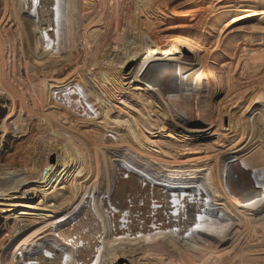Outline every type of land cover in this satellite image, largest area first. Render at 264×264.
<instances>
[{
  "label": "bare ground",
  "instance_id": "1",
  "mask_svg": "<svg viewBox=\"0 0 264 264\" xmlns=\"http://www.w3.org/2000/svg\"><path fill=\"white\" fill-rule=\"evenodd\" d=\"M123 1L128 13L111 24L110 18L121 8L118 1L107 0L104 23L110 31L95 59L102 65L100 82L116 80L106 68L115 66L116 73L129 78L130 87L144 91L136 100L144 113L131 115L114 109L104 93L79 88L60 91L57 86L62 82L39 83L41 110L53 105L61 115L54 120L53 114L43 115L48 139L41 146L46 153L31 167L21 168L23 180H16L13 172L9 178H0L2 210L22 206L35 214L33 218H14L0 238V264H119L123 260L130 264H248L261 258L264 0H217L212 4L205 0L198 12L199 23L179 32L186 26L183 24L171 33L164 32L170 31L169 20L176 18L161 6L166 4L172 11L173 3L182 0ZM90 2L49 0L44 27L38 8L41 0H4V18L0 20L1 97L13 95L1 81L2 48L22 24L27 32L25 48L32 59L43 60L42 65L47 62L52 67L71 59L79 46L85 53L97 52L102 32H80V14ZM240 3L249 10H241ZM225 55L232 61L227 70L217 71L214 60ZM241 65L246 71L243 80V76L233 75ZM117 82L123 84L122 79ZM223 114L228 116L229 131L235 133L238 146L255 145L258 160L252 156L246 162L241 157L235 164L222 165L229 158L214 153L212 146L206 147L202 157L190 155L191 145L184 138L200 136L205 132L204 123L221 127ZM68 117L75 122L93 117L87 122L95 123L96 131L88 136L90 132H80L74 122L75 128L65 129L61 121ZM8 124L3 120V134ZM23 124L18 120L9 125L22 132ZM165 131L166 138L175 139V143L154 141L150 134L158 132L163 138ZM55 139L58 143L53 146ZM117 147L124 150H113ZM52 151L53 165L48 160ZM211 159L213 164L208 166ZM184 163L195 165L194 169L202 164L208 168L205 172L174 171ZM261 168L259 173L246 172ZM92 172L93 182L83 189L78 182ZM31 195L39 199L35 210L25 202ZM153 199L161 209L151 208ZM153 213L156 218H145ZM185 218L191 220L188 225ZM171 220H177L178 232L172 230L174 224L168 227L163 222ZM231 237L245 242H232L233 254L226 260L227 254H219L218 247Z\"/></svg>",
  "mask_w": 264,
  "mask_h": 264
},
{
  "label": "rangeland",
  "instance_id": "2",
  "mask_svg": "<svg viewBox=\"0 0 264 264\" xmlns=\"http://www.w3.org/2000/svg\"><path fill=\"white\" fill-rule=\"evenodd\" d=\"M41 1L42 3L38 6V8L40 9L42 15L41 19L45 20L43 26L46 27L45 22L48 18L44 17V14L46 15V12L48 10L47 7L49 0H41ZM116 1H118L119 7L121 9L116 10L115 14L112 17L110 16L111 17L110 23L111 21L113 23L121 15L124 16L125 14L128 13L126 6H124L123 8L124 1L123 0H116ZM216 1L217 0H209V3L212 4L215 3ZM204 2L205 0H182L180 2L179 1L174 2L171 7L172 11H170L167 8L166 4L162 5L161 9L164 12L170 13L173 16V18H176L174 20L173 19L169 20L170 22L169 24L167 23L168 24L167 29H169L170 31H166L164 33L167 32L171 33L172 30H178L180 27H182L181 25L186 24L185 27H182V30L181 29L178 30L179 32H181L184 31L185 28L187 29L188 27H191L196 22L199 23L200 17L198 12H200L202 7H204ZM106 5H107V0H91L90 3H87L83 6V10L80 14L81 33L87 32V34H89L91 32H96V31L102 32V34H100V36L98 37L96 43L97 46L96 53H91V52L85 53L82 50V47L79 46L75 50V52L73 51L71 59L66 61L63 59L52 67L47 62H45V65L44 64L42 65L43 60L32 59L33 57L30 56L27 49L25 48V36L27 32L23 24L20 30L17 31L18 33H15L14 36H12L11 39L8 42H6L5 46L2 48L4 59L1 70L2 73L4 74H2L1 81H3L8 86L10 91L12 90L11 92L13 95L12 97L0 96V137L3 136L2 138H0V178H9L10 174L13 172L16 173L15 174L16 175L15 177L17 178L16 180H23L25 176L22 175L23 173L21 171V168L24 165H26L27 167H31V165H33L34 162H39L40 160H42L44 154L46 153V151L43 150V147L41 146V142L48 139L47 134L43 130L44 128L43 115L53 114L51 115V117L54 120V118L56 119L58 115H61V113L59 112L61 110L55 108L53 105L45 106L43 110H41L40 108L41 94L39 92L40 89L39 83L44 80L49 81V83L62 82V84H59L57 86V88L60 91L66 89L76 90L77 88H79L81 90L90 89L91 91H96L99 94L104 93V95L107 98H109V100L111 101L114 109H123L124 113H128L131 115L132 114L138 115L144 113V110L137 104L136 101L137 98L141 96L140 94L143 93L144 91L142 90L135 91L134 90L135 88L130 87V85L127 84L129 78H127L126 76H120L118 73H116L115 66L114 67L112 66L113 68L111 66L109 67L105 66V67L108 68V70L111 69L109 70V75L111 77H115L116 80L114 82L107 84L100 82L98 73L102 65L100 63L98 64V61L95 58L99 56L101 48L104 47L105 37L110 31V28H106L107 26H105L104 23L105 20L104 18L108 14V5L107 6ZM239 6L241 7L240 9L243 10L244 12L246 10H249V8L246 7L247 5L245 3L243 4L240 3ZM4 7H5L4 0H0V20L4 18L3 17L5 10ZM44 10L45 13H43ZM104 10L105 13L103 17L102 15ZM7 20L8 19H6V21ZM175 20H177V22ZM184 54L189 57L191 56V54L187 50L184 51ZM214 61H215L216 70L221 71L220 70L221 68L227 70L226 69L227 65L232 60L225 55L223 58L219 60H217L216 58ZM234 74H236L234 76L236 78L238 77L242 78L243 76L242 78L243 80L246 76V71L243 69V66L241 65L237 67L235 71H233V75ZM119 79L123 80L122 85L118 84L117 81ZM213 95L214 94H211V96H209V99L212 98ZM222 98L223 96L220 97V99ZM74 99L77 100V97H75ZM74 99L73 101H75ZM150 113H151V118L155 119V116L152 115V112ZM90 118L93 119V117ZM90 118L82 117L79 120V122L78 121L75 122L72 118L68 117L66 121L62 120L61 124L65 126V129H68V127L71 126H72L71 128H73L74 126L72 124L76 123V126L78 127L77 129H79L80 132H86V133L90 132L88 136H92V134L96 131L95 130L96 124L93 122H87L91 120ZM3 120H7V123L9 124L12 121L23 120L24 124H23L22 132H19L18 130L17 131L14 130V128L8 124V131L6 134H3L1 131V125ZM204 125L206 127L204 128L205 132H203L200 136L198 135V136H190L188 138H184L188 142V144L190 143L191 145L190 148L191 152H189L191 156H195V158L204 156L206 154L204 152L207 146H212L213 148H215L216 150L214 151V153L221 152L223 153L224 156H226V158H229L228 161L224 162L223 160L222 165L227 163L231 165L235 164L238 161V158H240L241 160L243 158V160L249 162L251 161L249 158L256 155L255 145L249 144L248 146H245L244 144H242L238 146L237 143L238 140L237 141L235 140V133L231 132V130L229 131L227 114H223L221 127H219L216 123L213 124L204 123ZM150 134L153 137L154 141H158V142L164 141L167 144L175 143L174 141L175 139L171 138L173 139L171 140L166 138V136L168 135L166 131H165V137L163 138L161 137L162 135H159L158 132H153ZM105 136L109 137V135H105ZM173 137L179 138L181 136L174 134ZM219 137H222L223 139L222 142L219 141ZM57 143L58 141L55 139L53 146H56ZM117 145L118 143L114 144V146ZM116 149L121 152L124 150L122 149V147H117L114 148L113 150ZM54 155L55 153L54 151H52L48 158L49 162L52 165L54 164L55 161ZM99 156L100 155L98 154V160L100 159ZM256 159L258 160V158ZM209 162L210 163H208V166L212 165L213 159H211ZM194 166L195 165L184 163L176 167L178 168V170L176 169L174 171L181 173L182 172L188 173L194 171L205 172L208 168L204 164H202L200 168L198 167L197 169H194L195 168ZM236 168L240 171H244L242 167H236ZM262 170L263 168H261L259 171L246 170V172L249 174L250 173L255 174L261 172ZM67 177L65 176L64 180ZM93 180H94V172H92L91 175L87 178L81 177L78 183L82 184V187L84 189V187L87 188L93 182ZM100 183H101L100 179L97 178L96 185H99ZM171 186L178 187L175 184H172ZM260 186H264V181ZM150 194L154 196V192ZM25 202H28L29 205L34 209L35 206L39 203V199L35 195H31L25 199ZM150 206L151 208H154V206L158 207L157 210L161 209V205L156 199H153V201L150 202ZM179 206L181 208H184L183 204H180ZM2 208L3 207H0V238L3 237L6 230L13 225L15 221L14 218L16 216L23 215L24 217L33 218L32 216L35 215L34 211H28V209H26L27 207H22V206L10 207L8 210L9 212H5L4 210H2ZM247 208L251 211H255L257 209V207H253V208L247 207ZM177 212H178L177 210H172V214H177ZM34 218L38 219L39 216H36ZM234 239L236 241V237L233 238L231 237V239H228L225 242L221 243L220 246L218 247L219 254H223V255L229 254L228 257L226 255L225 257V259L227 258L226 260H228L233 254V248H232L233 243L242 245L243 242H245L244 241L245 239L243 238L238 239L236 242L234 241ZM260 257L261 258L253 260L248 264H264V254L261 255ZM119 264H130V263L126 260H123L122 262H119Z\"/></svg>",
  "mask_w": 264,
  "mask_h": 264
},
{
  "label": "water",
  "instance_id": "3",
  "mask_svg": "<svg viewBox=\"0 0 264 264\" xmlns=\"http://www.w3.org/2000/svg\"><path fill=\"white\" fill-rule=\"evenodd\" d=\"M46 9V8H45ZM43 13H45V10H44V12ZM44 17H47L48 18V16L47 15H45L44 14ZM47 22H48V19L46 20V24H47ZM158 208V207H157ZM151 216L152 217H157L156 216V214L155 213H153L152 215H147L145 218L146 219H149V218H151ZM177 222V220H171V222L169 221V223H167V221H163L164 223H165V225H167L168 227L171 225V224H174V226L172 227V230L173 231H176V232H178L179 231V228H178V224L176 223ZM191 220H190V218L189 219H187V218H185V221H184V223H185V225H188V223L190 222ZM158 224H161V223H158Z\"/></svg>",
  "mask_w": 264,
  "mask_h": 264
},
{
  "label": "snow or ice",
  "instance_id": "4",
  "mask_svg": "<svg viewBox=\"0 0 264 264\" xmlns=\"http://www.w3.org/2000/svg\"><path fill=\"white\" fill-rule=\"evenodd\" d=\"M36 2H38V0H36Z\"/></svg>",
  "mask_w": 264,
  "mask_h": 264
}]
</instances>
